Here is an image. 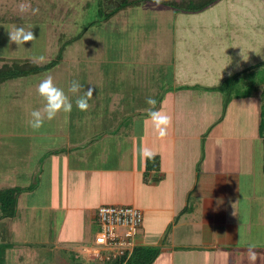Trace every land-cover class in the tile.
Listing matches in <instances>:
<instances>
[{"label": "crops", "instance_id": "0c3cea01", "mask_svg": "<svg viewBox=\"0 0 264 264\" xmlns=\"http://www.w3.org/2000/svg\"><path fill=\"white\" fill-rule=\"evenodd\" d=\"M21 2L29 9V0H13L14 14L0 16V24H23L24 11L18 9ZM1 3L7 2H0V9L4 8L2 13H6L8 6ZM205 10H176L173 14L175 26L170 31L176 42L171 60L173 84L152 108L147 104L138 111H126L127 105L118 104L121 94H114L104 108L112 103V111L105 112L117 113L116 121L111 123L105 119L103 129L94 134L77 135L70 130L69 120H72L67 118L70 111L59 110L51 120L47 119L43 112L45 102L37 92L44 79H34L33 85L37 87L31 90L27 106L20 109L26 118L17 119L5 113L8 125L21 121L29 136L53 140L52 146H47L48 140L42 145L41 156L34 164L36 173L27 172L30 185H16L23 189L17 195L16 211L20 210L18 203L22 194L32 195L35 191L44 196L41 206L62 210L55 246L68 250L60 245L73 243L74 248L68 251L75 262L69 261V264H264V193L259 191L264 186V150L258 131L263 89L258 93L229 95L225 99L219 89L203 88L210 84L201 83L203 79L199 81L198 71L190 69L196 63L193 59L200 58L204 51L206 43L202 37L222 36L217 31L221 17L215 13L206 23L207 28L199 25L191 29L190 19L203 16ZM120 11L125 8H118L104 20H110ZM226 33L224 29L223 34ZM70 37L64 39L68 42L62 47L63 40H56L57 51L62 48L63 53L74 38ZM211 43L215 46L214 41H207V45ZM214 53L211 49V58ZM212 64L209 61L205 65V73L211 78L209 82L216 78ZM219 75L220 83L224 76ZM54 80L65 91L66 79L64 83H60L63 79ZM190 90L209 102L216 100L215 104L190 107L187 104L193 97ZM252 96L259 100L257 107ZM36 109L41 110L44 122L40 128L33 129L28 121ZM149 110H158L170 118L166 135L158 134ZM91 112L93 115L95 109ZM94 120L93 124L102 127ZM73 121L72 129L79 127L81 122L77 124L76 118ZM256 142H260L257 149ZM145 150H150L152 156L145 155ZM4 187L11 186L0 188ZM103 203L131 204L142 212L141 225L126 258H101L104 252L93 243L98 229L95 210ZM93 223L96 230L85 241V232ZM98 250L100 256L96 254Z\"/></svg>", "mask_w": 264, "mask_h": 264}, {"label": "rangeland", "instance_id": "374dc122", "mask_svg": "<svg viewBox=\"0 0 264 264\" xmlns=\"http://www.w3.org/2000/svg\"><path fill=\"white\" fill-rule=\"evenodd\" d=\"M1 1L7 2L1 4H6L8 8L7 14L2 13L1 10L4 8L0 9V16L13 15L15 8L12 6H16L12 5L13 0ZM118 2L120 0H29L30 7L23 13V24L13 22L0 24V53H4L0 56V66L23 64L26 60L41 65L53 59L58 53L56 40L60 42L71 38L70 36L77 37L64 48L55 66L49 68L50 70L45 69L42 72L0 82V187L30 185L26 177L27 172L31 170L36 173L33 171L34 164L41 156L42 145H45L47 140V146L53 145L50 138L29 136L27 130H23L25 124L21 121L11 126L6 123L7 112L17 119L26 118L20 109L27 106L31 90L33 92L37 87L33 85L36 81L34 79L51 76L55 80L63 79L60 83H64L66 79L64 92L72 104L67 118L72 120H69L70 130L76 131L77 135L96 133L97 130L106 127L105 119H109L110 122L116 121L114 118L118 117L117 113L108 112L113 109L112 103H108L107 108H104L106 102L114 98V94L122 96V99L120 97L118 99L120 107L122 104L127 105L126 111L134 112L147 106L148 97H152L157 103L166 88L172 86L171 60L174 59L176 42L174 44L170 31L175 26L172 16L176 9L146 1L143 5L125 8V11H120L118 15L105 21L104 12L112 10ZM21 4L25 3L21 2L18 9H21ZM32 9L37 11L33 12ZM213 13L221 17V27L217 31L222 32V36L218 34L212 38L207 37L209 41H214L215 46L212 43L207 45L206 37L201 38L206 46L203 47L204 51L200 58L192 56L196 63L190 69L198 71V79L199 81L203 79L200 82L205 85L219 84V74L227 77L236 73L232 78L234 81L225 82L223 86L217 88L223 95L258 93L264 89V0H217L206 8L203 16L190 19L191 29L199 25L207 28L206 23ZM17 27L31 30L35 38L26 44H16L10 39V33ZM224 29L227 30L226 35L223 34ZM211 49L215 51L216 58L212 56L214 59L210 56ZM209 61L213 62L212 67L215 66L211 68L212 71L216 72V78L211 82L208 80L211 78L207 72L205 73V65ZM197 64L198 67H194ZM188 69L189 67H186L187 71ZM73 81H78L82 85L75 93L71 91ZM26 82H32V86ZM89 88L92 89V94L88 98L89 107L80 110L76 106V100ZM190 93L193 97L187 104L193 108H199L205 105L204 103H209L210 106L216 101L209 102L204 96L196 94L198 92L190 90ZM210 94L207 93L209 96ZM252 97L257 107L260 104L259 100L256 96ZM41 100L45 102L43 98ZM153 106L151 105V108ZM7 107L12 108L3 110ZM93 109L95 113L92 115ZM106 110L108 111L105 112ZM75 118L77 124L81 123L79 127L72 129ZM94 118L102 127L93 124ZM129 118L132 119L133 115ZM110 141H114L113 138H110ZM258 143L260 142L254 144L255 149L259 147ZM33 177L36 178V174H33ZM35 188L36 186L33 187ZM259 191L264 193L263 185ZM39 193L35 191L32 195L22 194L18 203L19 212H16L13 218H0V240L9 247L4 252L5 264L75 262L72 260L73 254L68 251L74 248L73 243L60 245L68 250H61L55 246L62 210L41 206L44 196ZM95 230L96 224L93 223L88 231L85 230L83 239L90 240ZM2 247L0 245V248Z\"/></svg>", "mask_w": 264, "mask_h": 264}, {"label": "trees", "instance_id": "16d2710c", "mask_svg": "<svg viewBox=\"0 0 264 264\" xmlns=\"http://www.w3.org/2000/svg\"><path fill=\"white\" fill-rule=\"evenodd\" d=\"M146 1H151V2H158L164 5H170L174 7L176 10H183V11H190V12H195V11H201L206 9L207 7H210L213 5L217 0H180V2H176L174 0H122L120 3L119 7H116L114 10H111L108 13H104V17L110 16L114 11H116L118 8H128L132 7L138 4H141ZM77 37H74L70 40H74ZM68 40H63L61 43V47L67 43ZM62 48L59 49L58 53L56 56L41 64L38 65L35 62L30 60H26L25 63H12V64H3L0 66V82L4 81L6 79H11V78H16V77H21L25 75H30V74H35L37 72H42L45 69H49L52 66L55 65V63L58 61L60 58V53H61ZM239 73V72H238ZM236 73L231 74L227 77H224V79L221 80V82L216 85V86H206L203 87L205 89H214V88H219L224 85L225 82H229L233 77H235ZM182 87H187V86H182ZM199 87V86H195ZM228 93V91H227ZM250 93V92H248ZM227 99L229 97V93L225 95ZM260 99H261V104H260V120H259V128L258 131L260 132L259 135L262 138L263 142V150H264V89L260 93ZM264 155V154H263ZM264 158V157H263ZM264 167V163H263ZM23 189L20 187H14V188H3L0 189V218H13L16 215V204H17V195L19 192H21ZM0 245L3 247L0 248V264H5L4 262V252L5 249L8 248L6 245L2 244V241H0Z\"/></svg>", "mask_w": 264, "mask_h": 264}, {"label": "built area", "instance_id": "2783aa9c", "mask_svg": "<svg viewBox=\"0 0 264 264\" xmlns=\"http://www.w3.org/2000/svg\"><path fill=\"white\" fill-rule=\"evenodd\" d=\"M95 221L98 229L94 234L93 243L101 254V258H126L133 246V237L136 235L142 222L140 208L131 204L103 203L95 210Z\"/></svg>", "mask_w": 264, "mask_h": 264}, {"label": "clouds", "instance_id": "9594fccd", "mask_svg": "<svg viewBox=\"0 0 264 264\" xmlns=\"http://www.w3.org/2000/svg\"><path fill=\"white\" fill-rule=\"evenodd\" d=\"M20 8L22 12L26 10L24 4H21ZM32 11L35 12L37 10L32 9ZM34 38L35 36L33 32L31 30H26L23 27H17L13 33H10V39L16 44H26V42L31 41ZM81 87L82 85L78 81H73L71 85V91L75 93ZM37 92L45 101L43 112L46 114V117L49 120H51L59 110L68 112L72 108V104L68 101L64 91L53 83L51 76L46 77L39 83ZM91 94L92 89L89 88L84 93V95L80 96L76 100V106L80 110H86L89 107L88 98L91 96ZM146 103L149 105H155L156 100L152 97H148L146 99ZM30 115L32 119L28 121L29 125L33 129L40 128L44 122V115H42L41 110H33ZM149 116L153 120L155 127L158 129V134L161 136L166 135V126L170 122V118L167 115H162L158 110H149ZM144 154L149 157L152 156V152L150 150H145Z\"/></svg>", "mask_w": 264, "mask_h": 264}]
</instances>
